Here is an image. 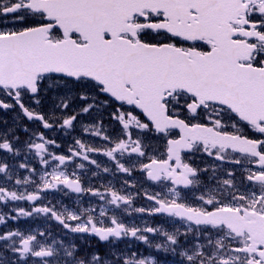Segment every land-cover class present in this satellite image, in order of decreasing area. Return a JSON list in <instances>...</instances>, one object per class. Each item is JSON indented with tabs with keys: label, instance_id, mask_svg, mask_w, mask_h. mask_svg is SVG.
Listing matches in <instances>:
<instances>
[{
	"label": "snow or ice",
	"instance_id": "6c2138e0",
	"mask_svg": "<svg viewBox=\"0 0 264 264\" xmlns=\"http://www.w3.org/2000/svg\"><path fill=\"white\" fill-rule=\"evenodd\" d=\"M0 110V264H264V0H0Z\"/></svg>",
	"mask_w": 264,
	"mask_h": 264
},
{
	"label": "flooded vegetation",
	"instance_id": "af4514ba",
	"mask_svg": "<svg viewBox=\"0 0 264 264\" xmlns=\"http://www.w3.org/2000/svg\"><path fill=\"white\" fill-rule=\"evenodd\" d=\"M109 111H111V110H109ZM14 117H15V113L14 112L0 110V120H7L9 122V125H11L12 120L14 119ZM24 122L29 124V127L33 128V129L38 127L37 124H32L31 122H28L27 120H25ZM104 123H105V126L108 127L110 130L115 129L116 131H118V125H115L111 121V119L108 116L107 112L104 113ZM44 131H46V133L49 136L53 135L52 133L47 132V130H44ZM75 134L78 135L79 134V130H77V133H75ZM17 135H19L22 139H26V136L23 133L22 129L17 131ZM55 135L56 136H60V135H62V133L57 132ZM84 138L85 139H89L90 141H93V142H95L97 144L101 143V141L98 138H95V137L85 136ZM58 143H61V144H63L66 147L68 144H71V138L70 137H65L64 140H58ZM159 143L161 144L160 150L162 151L163 150L162 142H159ZM22 159H23V157H20V158H18V161H22ZM101 159H106V158H101ZM194 159L197 162H200V166L203 167L202 161L208 160L209 158L206 156V154L205 155H201L200 153H197L196 156L194 157ZM34 166L39 167L38 164H34ZM20 171H21L22 174H25V175L27 174V173H24V170H20ZM105 177L106 178L103 181H99V180L93 179V183L98 185L99 183H102V182L106 183L107 180H111L112 179V177L107 176V174H105ZM123 179H128V177L127 176H118L115 180H113V183L116 185V187H120V181L123 180ZM133 179L142 180L143 177L141 176V174L139 172H137V173L133 174ZM143 188L148 190V191H158L159 190L158 188H153V186L150 183H145ZM72 199H75V194L72 195ZM84 199H85V201H87L89 198L87 196H85ZM65 202L67 203L69 201L66 200ZM93 203H95V201H93ZM18 206L27 207L28 203L27 202H18ZM141 206H147V201H145L142 197L138 198L136 200V202H135V207H141ZM9 207H11V205ZM5 211H7V209H5ZM24 219H26V218H22L19 221H9L8 227H24L25 226ZM143 219H146V218L142 217L140 214H134L132 217L128 218V220L135 221L137 223L142 222ZM156 223H160V218H156ZM5 230H7V228H4V227L0 226V231H5ZM93 243H96V241H93ZM118 243H119V246L121 248H123L125 246V242H118ZM127 243L131 244L132 251H139L141 254H143L145 256L155 253L154 249H149L148 246L144 245L142 242L129 240V241H127ZM163 255L164 254L161 253V256H163ZM172 259H174V258L171 257V256H168V260L169 261H171Z\"/></svg>",
	"mask_w": 264,
	"mask_h": 264
}]
</instances>
